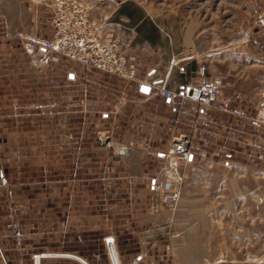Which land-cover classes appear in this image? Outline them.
I'll use <instances>...</instances> for the list:
<instances>
[{"label":"rangeland","instance_id":"obj_1","mask_svg":"<svg viewBox=\"0 0 264 264\" xmlns=\"http://www.w3.org/2000/svg\"><path fill=\"white\" fill-rule=\"evenodd\" d=\"M90 1L110 12L124 0ZM132 1L164 30L189 26L193 35L205 34L201 47L211 51L192 85L221 69L209 66L213 38L223 45L230 38L236 42L252 25L264 33V0ZM35 24L51 33L48 21ZM24 37L0 39L2 58L7 56L8 62L0 71V264H114L111 248L119 264H186L193 257L199 260L195 264H214L215 255L264 256V197L258 179L264 176V126L249 122L257 146H252L248 174L259 192L254 191L252 200L241 198L236 212L235 199L219 196L213 181H201L192 190L205 189L210 207L197 216L182 203L188 178L177 166V148L189 140L198 142V135L188 132L198 126L203 111L230 109L224 80L221 98L228 106L222 101L202 106L186 98H173L169 105L164 97H145L139 76L126 81L63 56L33 59ZM237 84L241 93L254 85L244 79ZM233 89L226 87L230 94ZM254 90L253 117L264 101V83ZM147 94L161 96L156 90ZM172 110L174 134L165 120ZM203 139L215 140L209 133ZM232 140H217L226 146V155ZM226 155L224 170H244L241 164L225 165L230 160ZM138 157L141 169L130 165ZM235 159L239 163L244 156ZM142 170L144 180L135 181ZM173 171L183 179L181 196L166 205L160 185ZM229 185L215 186L226 191ZM246 215L252 223L245 222Z\"/></svg>","mask_w":264,"mask_h":264},{"label":"crops","instance_id":"obj_2","mask_svg":"<svg viewBox=\"0 0 264 264\" xmlns=\"http://www.w3.org/2000/svg\"><path fill=\"white\" fill-rule=\"evenodd\" d=\"M115 7L107 12L110 15V23L119 30L122 39L129 48V52L137 55L140 66L138 75L140 79L145 80L147 72L156 69L157 75L166 77V85L170 90H176L182 85L193 84L198 81L201 75L198 67L204 63L203 60L211 51V49L207 51L208 49L201 47V40L205 38V34L197 32L193 35L189 26L179 31L168 28L164 30L165 26L160 25L159 20H154L149 14L143 15V6L132 0H124ZM49 11L45 4L36 5L33 0H0V39L9 40L14 36L22 38V36L32 34L46 35L45 30L36 25L35 22L42 24L48 21L49 23L47 17ZM213 39L212 63L210 62L209 66H221L220 70L214 67L217 71L214 75L222 77L225 81L223 94L228 97L227 99L230 100L231 104L229 110L213 106L212 111H203L202 116L198 115V126L189 130L188 134H197L199 140L196 143L194 140H189L190 143L186 144L188 149L187 158L182 156L178 159L177 166L183 169L184 177L188 178V183L184 186L182 203L185 209L191 211L192 214L190 213V215H200L201 212L210 207L207 206L211 197L210 194L208 195L205 189L192 190L195 182L200 183L202 181L207 184L213 181L215 185L217 182L230 184L229 190L226 191H223L221 187L218 189L215 185L214 188L218 190L219 196L227 194L232 200L235 199L233 202L236 212L239 209L241 198L245 197L252 200L255 191L254 176H250L248 170L253 168L254 153L252 146L257 145L254 142V132L252 131L254 129H252L249 122L253 117L251 105L255 101L252 98L254 91H256L254 85L259 86V84L264 83V33L252 25L242 40L234 42L232 41L233 38H230L223 45L220 40ZM240 46H243V48L240 49ZM2 55H4L3 50L0 48V71L3 70V64L8 63L7 56L2 58ZM237 68H240L241 72H236ZM5 69L7 70V64H5ZM238 79H244L251 84L254 83V85H251L250 90L246 89L244 93L236 92V87L239 86V84L236 86ZM230 85L234 87L233 94L226 90V87ZM236 94L239 96L236 97ZM232 95L233 97H231ZM144 96L154 97L158 101L161 100L159 98L163 99L162 95L158 97L144 94ZM164 101L166 104H172L168 99ZM174 117L175 111L166 112V126L169 133L172 134L175 130L173 126ZM168 121H171V125ZM206 133L211 134L212 137L214 136L215 140H201V136ZM224 136L226 138L233 137L232 145L228 146L229 155L224 153L227 149L226 146H222L217 142L219 138H225ZM261 141H264L263 136ZM210 150L213 151L209 152ZM224 154L230 158L225 165L237 166L241 164V169L243 167L244 170L234 169L232 166L230 169L224 170ZM235 155L244 156V160L237 163ZM232 157L233 160L231 161ZM137 159L139 160L130 163V165L141 169L144 167L143 160L139 157ZM144 172L142 170V173L138 174V178L135 177L137 179L135 181H143ZM258 179L261 183L259 185L260 194L264 197V176L258 177ZM217 190H215L216 196ZM255 192L259 193L257 189ZM183 211L184 209L181 208L179 214L182 215ZM247 216L246 223L249 222ZM252 222L253 219L251 218L249 223ZM193 258L192 260L188 258L186 264L199 263V260ZM257 261L264 262V256L215 255L213 263L253 264Z\"/></svg>","mask_w":264,"mask_h":264},{"label":"built area","instance_id":"obj_3","mask_svg":"<svg viewBox=\"0 0 264 264\" xmlns=\"http://www.w3.org/2000/svg\"><path fill=\"white\" fill-rule=\"evenodd\" d=\"M45 4L49 8L48 35L32 34L25 36V47L32 52L31 57L52 58L63 56L84 67L115 75L126 81H136L139 75V60L135 53L129 52L118 29L110 23V15L90 0H33ZM264 26V21H262ZM43 61V60H42ZM45 62V61H44ZM205 67L201 68L202 73ZM141 86H149L150 91L156 90L165 99L186 98L202 106H208L222 101L225 106L229 102L221 98L224 86L222 77L203 78L198 84H187L179 87L177 92L167 88L165 78L152 69L146 74V79L140 81ZM251 125L264 126V101L256 116L251 118ZM188 156L186 144L179 145L177 153ZM175 165L177 163H174ZM183 179L179 173L170 172L169 177L161 182L162 202L173 205L181 196ZM134 264H137L135 261Z\"/></svg>","mask_w":264,"mask_h":264},{"label":"bare ground","instance_id":"obj_4","mask_svg":"<svg viewBox=\"0 0 264 264\" xmlns=\"http://www.w3.org/2000/svg\"><path fill=\"white\" fill-rule=\"evenodd\" d=\"M173 158H176V157H173ZM174 167V166H172ZM176 167V166H175ZM173 170V169H172ZM174 172V171H173ZM115 249V248H114ZM113 248H111V253H112V257L114 259V264H119V261H118V258H117V255L115 253V250Z\"/></svg>","mask_w":264,"mask_h":264},{"label":"water","instance_id":"obj_5","mask_svg":"<svg viewBox=\"0 0 264 264\" xmlns=\"http://www.w3.org/2000/svg\"><path fill=\"white\" fill-rule=\"evenodd\" d=\"M141 92H143V93H150V87L149 86H146V85H144V86H141Z\"/></svg>","mask_w":264,"mask_h":264}]
</instances>
